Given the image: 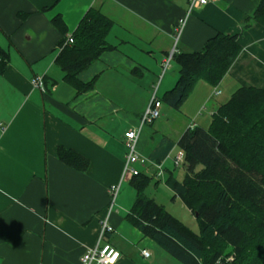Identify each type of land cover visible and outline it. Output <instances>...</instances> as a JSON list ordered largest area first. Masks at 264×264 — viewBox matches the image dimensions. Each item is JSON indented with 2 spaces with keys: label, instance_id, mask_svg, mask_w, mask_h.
Returning <instances> with one entry per match:
<instances>
[{
  "label": "crops",
  "instance_id": "crops-1",
  "mask_svg": "<svg viewBox=\"0 0 264 264\" xmlns=\"http://www.w3.org/2000/svg\"><path fill=\"white\" fill-rule=\"evenodd\" d=\"M260 1L210 0L192 9L179 34L190 0H0V45L9 55L0 75V264H79L107 218L114 231L103 243L121 252L117 264H183L126 219L137 194L132 185L120 194L123 182L109 213L110 187L121 181L126 159L125 133L140 126L153 90L163 97L176 85L174 54L200 51L220 32L239 34L242 52L219 85L264 89V26L245 27ZM91 9L112 21L108 41L115 49L80 74L83 82L97 81L78 94L56 64L64 35L53 19L61 15L69 35ZM36 77L45 90L34 84ZM219 85L198 82L182 119L167 105L168 121L150 124L142 138L143 128L140 169L156 177L155 164L164 162L165 184L177 175L178 141L190 126H206L202 112L211 110L212 117L225 103L214 102L223 93ZM216 89L221 94L214 95ZM191 116L194 125L187 123ZM169 123L170 130L161 129ZM60 145L86 156L90 169L64 165ZM144 249L151 256L144 257Z\"/></svg>",
  "mask_w": 264,
  "mask_h": 264
},
{
  "label": "trees",
  "instance_id": "trees-1",
  "mask_svg": "<svg viewBox=\"0 0 264 264\" xmlns=\"http://www.w3.org/2000/svg\"><path fill=\"white\" fill-rule=\"evenodd\" d=\"M252 22L264 26V0L245 27ZM53 23L64 35L56 59L64 80L78 94L92 89L97 76L89 82L79 76L103 53L115 49L108 41L112 21L99 10H89L72 33L74 43H67L68 28L61 15ZM239 37L220 32L200 51L175 53L179 78L160 97L163 104L180 109L200 81L217 87L242 52ZM8 63V52L0 45V75ZM178 147L186 154V174L181 180L171 174L166 184L174 191V199L180 198L196 217L200 233L146 194L152 178L142 169L130 180L137 194L126 219L183 264H223L228 247L236 260L224 264H264V256H244L247 248L254 251L241 221L245 215H256L257 228L264 235V89L240 86L213 113L209 128L190 126ZM57 155L68 167L81 172L90 169L91 161L75 149L60 145ZM257 247L264 249V241Z\"/></svg>",
  "mask_w": 264,
  "mask_h": 264
},
{
  "label": "built area",
  "instance_id": "built-area-1",
  "mask_svg": "<svg viewBox=\"0 0 264 264\" xmlns=\"http://www.w3.org/2000/svg\"><path fill=\"white\" fill-rule=\"evenodd\" d=\"M210 0H190V11L185 18L179 21L178 33L181 34L186 26L188 18L193 8L205 6ZM67 43H74V37L72 34L68 35ZM172 56L167 58L163 64L164 72L170 67ZM34 84L45 90L44 79L42 77H36ZM221 94V91L216 89L214 95ZM163 102L157 94V89L154 90L151 97L150 103L142 115L141 124L138 128L130 129L125 133V145L127 148V154L125 164L123 168L122 178L119 184H115L110 187V193L112 194V206L109 213L112 212L113 206L117 200L123 182L130 181L134 176L140 174L141 169L138 164L142 161V155L138 151V142L146 124H152L161 117ZM186 162V154L183 150H179L175 156L174 164L176 168L184 167ZM156 177L161 179L165 177V166L164 162L156 163ZM114 228L109 223L108 218L102 223L101 231L95 246L89 248L81 257L79 264H117L122 254L115 248L111 243H103L104 237L107 233L113 232ZM142 254L144 257L151 256L148 250H143Z\"/></svg>",
  "mask_w": 264,
  "mask_h": 264
},
{
  "label": "rangeland",
  "instance_id": "rangeland-1",
  "mask_svg": "<svg viewBox=\"0 0 264 264\" xmlns=\"http://www.w3.org/2000/svg\"><path fill=\"white\" fill-rule=\"evenodd\" d=\"M218 88L220 90H222L223 93H222V95L216 97V99L214 101L215 103H223V101L227 102L230 99V97L232 96V93L235 91V90L232 91V87L229 84V82H227V81L224 82L221 86L219 85ZM154 89H155V87H154ZM152 95L153 94H151V97H152ZM187 102H185L182 105V107L179 110H177V112H176L177 118L179 117V112L182 114V116L179 117L181 119L184 116L183 114L188 113L190 105L189 104L186 105ZM190 102H191V100L188 103H190ZM162 110H161L162 111L161 117L156 120V123H155L156 125L160 124L162 121L163 122L168 121L167 117H169V115L165 114V111L170 110V108H168L167 105H164V107L162 106ZM210 111L211 110L204 111V112H202V115H201L203 124H205V122H206V124H205L206 128L210 127V124L212 121ZM207 119H209V120H207ZM195 120H196V117L191 116V117L187 118V123H190V125H194ZM151 127H152V125L146 124V126L144 127L145 131L143 133L142 138L147 135L148 128H151ZM161 129H164L166 131L170 130V123L166 124L165 126H162ZM124 164H125V160H124ZM176 169H177V175L176 176L179 179H182L184 177V175L186 174V169L184 167H179ZM150 177L152 178V180H151V183L147 189L148 195L151 198H155L157 202L164 204L168 211H170L174 216L179 218L184 224H186L188 227H190L193 231H195L196 233H200V226H199V223H198L196 217L192 213H190L188 208L184 207L185 205L180 198L177 200V202H175L174 192L171 189H169V187L164 182L165 177H166V173H165V177L161 178L160 180H162V181L158 184L155 181L156 177L154 175L150 176ZM119 183H117V184H119ZM126 184H128V186H131V184L128 183V181H125L124 185H123L124 187H123V189H121L120 194H122L124 192V188H125ZM244 217L245 218H241V221L243 223L244 229L247 231L249 242L252 243V250L254 251V253H252L250 251V249L247 248L244 256H264V249H260L258 251V247H257L259 242H262V244H263L264 235L257 228V225H256L257 217H256V215L250 214V215H245ZM147 247H148L150 252H152V253L155 252V250H153L152 247H150V246H147ZM255 249H257L258 252ZM255 252H257V253H255ZM235 256L236 255L234 254L233 249L228 247L225 250V254H223V257H222V259L224 260L223 262L224 263H233L236 260Z\"/></svg>",
  "mask_w": 264,
  "mask_h": 264
},
{
  "label": "water",
  "instance_id": "water-1",
  "mask_svg": "<svg viewBox=\"0 0 264 264\" xmlns=\"http://www.w3.org/2000/svg\"><path fill=\"white\" fill-rule=\"evenodd\" d=\"M224 264V263H223Z\"/></svg>",
  "mask_w": 264,
  "mask_h": 264
}]
</instances>
